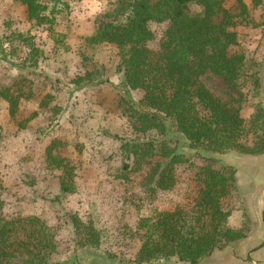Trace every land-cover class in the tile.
Returning a JSON list of instances; mask_svg holds the SVG:
<instances>
[{
	"label": "trees",
	"instance_id": "1",
	"mask_svg": "<svg viewBox=\"0 0 264 264\" xmlns=\"http://www.w3.org/2000/svg\"><path fill=\"white\" fill-rule=\"evenodd\" d=\"M16 1L25 6L30 21L48 30L55 43H64L65 35L55 26L60 5L68 8L67 2ZM249 1L227 5L225 0H111L96 18L93 32L81 37L78 55L84 63L94 59L98 46L114 45L117 67L123 73L121 85L128 93H142L139 100L126 95L116 103L128 119L132 136L104 132L122 142L116 178L129 182L140 174L145 197L155 199L159 192L176 186L179 166L189 164L197 185L189 202L156 207L139 219L134 232L140 247L134 264L172 257L198 264L253 229L239 192L238 169L224 161L228 154H264V106L257 103L249 118L242 115L250 92L259 97L262 90L261 63L241 47L237 30L250 21ZM251 1L254 6L263 2ZM151 21L167 22L157 49L148 45L154 38ZM16 38L28 49L25 63L36 65L44 51L26 33L13 32L11 39ZM209 74L222 78L237 96L225 100L214 93L204 81ZM102 75L100 68H93L73 82L78 89L96 90L108 81ZM28 83L22 74L0 89L10 115L18 114L23 100L33 98ZM49 98L42 99L41 108L49 105ZM61 145L58 139L48 145L46 161L50 169L62 172L60 193L67 195L75 191V166L60 152L54 153ZM4 191L0 177V264H85L77 256L72 261H56L58 229L37 215L7 216ZM235 211L242 212L239 225L232 221ZM70 217L78 247L97 248L101 230L77 214L70 213ZM108 256L113 257L112 253Z\"/></svg>",
	"mask_w": 264,
	"mask_h": 264
},
{
	"label": "rangeland",
	"instance_id": "2",
	"mask_svg": "<svg viewBox=\"0 0 264 264\" xmlns=\"http://www.w3.org/2000/svg\"><path fill=\"white\" fill-rule=\"evenodd\" d=\"M63 1L69 7L60 5L62 9L57 15L55 28L65 35L64 43L59 44L44 26L28 19L26 8L19 1L0 0V89L13 84L23 74L30 80L27 89L33 90V98L23 100L15 116L10 115L7 103L0 98L4 211L7 216L37 215L56 227L59 242L56 261H72L77 256L85 264H134L140 247L139 236L134 232L139 219L156 207L171 208L189 202L197 185L189 164L179 166L176 186L159 192L155 199L145 197L140 174L129 182L116 178L122 163V142L104 132L125 138L132 136L128 119L116 103L126 95L139 100L142 93L136 90L128 93L121 85L123 73L117 67L114 45L98 46L94 59L87 63L78 55L81 37L93 32L96 18L111 0ZM233 2L225 0L227 5ZM248 4L250 21L239 25L237 30L241 47L261 63L262 90L259 97L252 92L248 95L242 106L245 118L250 117L257 103L264 106V0L258 6L251 0ZM166 26L167 22H150L154 32L148 43L150 47H159ZM13 32L32 36L44 51L36 65H31V61L25 63L28 49L18 38L11 39ZM93 68H100L102 77L108 81L96 90L78 89L73 79ZM204 81L225 100L237 96L218 76L209 74ZM47 95H51L50 103L41 108L40 102ZM37 111L38 115L33 116ZM55 139L64 145L56 147L54 153L60 152L75 166V191L71 194L60 193L62 172L47 165V147ZM224 161L235 163L244 176L254 172L264 177V157L228 154ZM244 185L245 182L241 183L240 189ZM70 213L94 222L101 230V244L97 248L86 251L78 247ZM109 253L113 257L109 258ZM210 261L204 264H211Z\"/></svg>",
	"mask_w": 264,
	"mask_h": 264
},
{
	"label": "crops",
	"instance_id": "3",
	"mask_svg": "<svg viewBox=\"0 0 264 264\" xmlns=\"http://www.w3.org/2000/svg\"><path fill=\"white\" fill-rule=\"evenodd\" d=\"M248 157H264L261 155H248ZM238 169V188L241 190L243 199H245L246 211L253 225L252 231L247 237L234 241L214 252L209 258L198 264H204L211 260V264H264V177L249 173L244 176V172L233 162ZM262 169H259L261 173ZM244 188L240 189V184L244 183ZM244 193V195H243ZM242 220V212L235 211L232 215L234 225H239ZM154 264H191L181 261L177 257L168 260L155 262Z\"/></svg>",
	"mask_w": 264,
	"mask_h": 264
}]
</instances>
